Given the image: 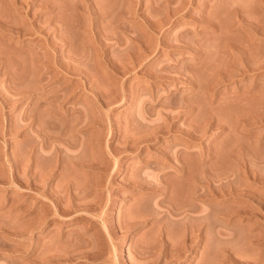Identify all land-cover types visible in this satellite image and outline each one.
Segmentation results:
<instances>
[{
  "label": "rangeland",
  "instance_id": "obj_1",
  "mask_svg": "<svg viewBox=\"0 0 264 264\" xmlns=\"http://www.w3.org/2000/svg\"><path fill=\"white\" fill-rule=\"evenodd\" d=\"M240 17L242 20L248 19L243 22ZM249 18L253 21L255 18L264 20V0H18L16 4L11 0H7V3L6 0H0V21L4 22L0 24V264H241L243 261L244 264H264V30L260 28L261 22L257 24L256 20L255 27ZM149 21L154 28H150L153 25ZM234 21L236 23L231 25L230 22ZM262 23L264 25V21ZM257 26L258 30L255 29ZM248 29L254 34H248ZM54 30H58V33ZM259 30L263 32L260 34ZM136 38L140 39V43L136 42ZM66 39H70L72 44ZM239 48L243 51H239ZM71 49L72 55L69 54ZM245 49L250 55L254 50V57L249 56L250 60L255 58L256 63L248 60ZM66 52L67 57L70 56L68 59L65 57ZM239 52L245 54L240 55ZM243 55H247L248 59H244L247 57ZM71 56L79 63L74 64ZM45 57L52 59L46 61ZM248 61L252 64L250 66L258 69L247 68L250 67L249 63H244ZM22 62L30 66V72L27 70L29 77L24 72L28 79L25 76L22 79L19 72L18 76L15 74L17 66L19 69L23 66V70H26V64ZM71 63L74 68L69 67ZM110 63L120 65L117 64L115 68ZM80 65L82 72L88 69L93 75L99 76L97 78L94 75L96 82L93 79L90 82V75H93H88L89 71L84 72L87 73V79H84L85 75L77 68ZM121 65L122 74L119 75L118 70L112 67L119 69ZM241 68L244 74L239 72ZM79 72L84 77L77 75ZM99 78L100 82H97ZM17 79L23 80L26 87L21 80L18 85ZM79 83L84 86L86 83L87 86H79ZM92 83L99 90L103 84L104 87H113V90L117 88L114 92H118V95L123 92L121 97H115L119 102L113 99L116 103L112 104L107 98L104 99L105 95H116L112 96V89L105 87L109 93L105 94L106 90L101 89L104 96L102 100L104 104L107 100L109 102L105 104V110L101 108L102 105L95 103L92 98L91 91L95 86ZM97 83H101L100 86ZM77 85L79 87L75 91L73 88ZM38 86L44 89H41L42 92L46 91L45 95L39 90L42 98H49L52 103L55 99L51 95L55 97L67 89L74 90V94L62 106H56L58 109L55 107L56 113L64 116L71 110V115L70 112L66 115L73 122L70 124L65 116L63 119L65 125V121L69 123L67 130L70 128V131L66 134L78 127L79 130L69 134L73 140L76 138V143L81 138L75 136L86 137L85 134H88L91 139L84 138L82 143L85 139L88 143L94 138L89 142H94L91 144L94 150L89 145L91 150L88 146L89 150L83 149L86 146L81 148L86 150L83 153L87 158L84 155L83 158L91 157L95 162V158L102 156L100 159L104 158L108 170H95L94 176L90 167L86 166L87 170L81 167L77 170L75 166L72 168L75 163L71 156L80 153V160L83 159L81 143H77V146L76 143L71 145V142H67L71 147L76 146L68 148L70 146L66 147L65 141L63 148L60 141V155L51 152L57 156L52 157L49 151L54 148L43 152L39 138L34 151L36 154H32L30 127L23 126L19 121L28 113L26 109H31L30 97L34 93L36 95ZM250 90L253 92V96L249 93L251 98L246 97ZM86 103L91 106L90 111L93 110L91 114L88 113V117L95 118L96 112L102 114L101 117L97 115L96 120L91 119L92 123L90 119V123L82 120L83 114L89 112ZM92 105L99 111L95 112ZM73 108L76 111L72 112ZM140 113L147 115L143 122V119L136 118ZM167 114L171 122L164 124L165 127L170 125L167 128L170 130L164 128L166 132L164 124L161 127L164 131L158 130ZM75 118L81 124L85 122V128L79 121H74ZM85 118L87 116H83ZM99 119L103 120L99 123H104L105 127L96 123ZM150 119L154 122L160 120V125L155 124L156 128ZM146 123L154 130H147ZM85 124H89L88 127ZM12 125L14 129H10ZM98 126L104 129L100 130ZM52 130L49 134L53 132L54 136H58L57 130ZM140 130L142 133L138 132ZM146 131L157 133L154 134L156 138L148 141L145 139L152 135L149 138L144 136L143 142L136 147L135 140L140 136L134 139L132 135L135 132V135H142ZM98 135H103L104 140ZM69 136L67 140L74 142ZM126 138L132 139L134 142L131 143L134 144ZM97 141L105 142L99 145ZM95 144L102 149L95 151L98 149ZM52 145L50 147H54ZM108 148L112 151L127 150L123 153L120 150V154L115 151L119 155L113 152L112 156ZM37 150L43 157H38ZM167 156L173 161H169ZM31 157H38V164L45 165L47 168L43 166V169L49 171H44L45 175L48 174V181L45 178V182L42 181L44 184L40 183L45 185H40L42 192L30 188L33 180L29 171ZM83 160L81 162L85 164L91 161ZM182 167L189 170V176ZM73 175L75 178H70H74L73 181L76 179L78 182L75 181V184L78 186L84 183L85 188V183L95 184L96 178L104 182L105 189L94 185L98 189L92 187L94 192L90 189L92 192L89 195L85 193L84 202L79 200L82 201L79 203L83 188L79 190V195L75 194L80 196L78 199L67 190L61 191L69 183L75 185L67 178ZM91 175L92 181L89 180ZM138 179L142 180L135 184ZM96 182L99 184V180ZM149 182L153 186L149 184L148 187L146 183ZM58 184L65 186L58 191ZM89 188L87 193L90 192ZM195 193L200 196L197 197ZM59 195L64 196L65 200L62 198L64 201H59ZM65 197L74 199L67 200ZM74 200L77 203L70 204ZM61 202L69 205L68 208L64 206L66 212L67 209H73L74 212L70 211L66 215L60 211L63 214L60 216L52 208L63 209ZM74 204H86L89 207L87 210L83 206L87 212L81 211L82 206L78 211L76 208L79 206ZM90 207L93 209L89 210ZM203 209L207 218L201 220ZM32 214L35 217L39 214L38 221L45 223L39 226L37 221L38 224L34 226L33 220L36 218L32 220ZM231 231L237 233L236 238L232 237ZM195 234L198 236L194 237ZM227 234L231 236H225ZM190 236L193 241L194 238L196 240L191 241ZM247 240L249 242L245 243ZM181 249L185 257L182 254L180 257ZM87 250L90 251L89 254L87 252L89 257L86 260ZM203 255L207 257L205 261L202 260L205 258ZM236 259L239 261L236 262Z\"/></svg>",
  "mask_w": 264,
  "mask_h": 264
},
{
  "label": "bare ground",
  "instance_id": "obj_2",
  "mask_svg": "<svg viewBox=\"0 0 264 264\" xmlns=\"http://www.w3.org/2000/svg\"><path fill=\"white\" fill-rule=\"evenodd\" d=\"M11 1H13L15 4L18 3V0H11ZM42 1H43V0H42ZM6 3H7V0H6ZM23 4H24V3H23ZM25 4H26V3H25ZM40 4H41V3H40ZM42 4H43V3H42ZM12 6H15V5L12 4ZM38 6H39V5H38ZM42 6H43V5H42ZM41 8H42V7H41ZM43 8H44V6H43ZM50 9H51V8H50ZM235 9H236V8H235ZM233 10H234V9H233ZM25 11H26V10H25ZM237 11H238V10H237ZM233 12H235V11H233ZM240 12H241V11H240ZM240 12H238V13H240ZM25 13H26V12H25ZM23 14H24V13H23ZM26 14H27V13H26ZM233 14H234V13H233ZM233 14H232V15H233ZM23 16H24V15H23ZM28 16H29V15H28ZM234 16H237V15L234 14ZM234 16H233V17H234ZM239 16H241V15H239ZM239 16H238V17H239ZM243 17H244V16H243ZM247 17H248V16H247ZM24 19H25V18H24ZM46 19H47V18H46ZM240 19L242 20V17H240ZM243 19H244V20H247L248 18H247V19H246V18H243ZM249 19H250V18H249ZM253 19H254V18H253ZM258 19H259V21L257 20V18H255L254 21H253L252 19H250V20L253 21V23H252V21L250 22V20H248L247 22L252 23L253 26H255L254 23H255V21L257 20V21H258L257 24H259V23L261 22V23H260V25H261L260 28H262V29L264 30V28H263L264 25H263V23H262L264 20H261V21H260L261 18H258ZM0 20H1V19H0ZM2 20H3V19H2ZM51 20H52V19H51ZM235 20H236V19H235ZM241 20H240V21H241ZM244 20H242V21L244 22ZM5 21H6V20H5ZM47 21H49V19H48ZM146 21H147V20H146ZM151 21H152V20H151ZM0 22H1L0 24L3 25L4 22H2V21H0ZM6 22H8V21H6ZM6 22H5V23H6ZM24 22H25V21H24ZM49 22H50V21H49ZM152 22H153V21H152ZM160 22H162V21H160ZM160 22H159V23H160ZM236 22H237V20H236ZM236 22L234 21V23H232V22H230V23H231V25H232V24H235ZM51 23H52V25H53V22H51ZM147 23H148V22H147ZM149 23H150L151 25H153L154 22L151 23V22L149 21ZM32 24H33V23H32ZM46 24H48V23H46ZM150 24H149V25H150ZM4 25H5V24H4ZM57 25H58V24H57ZM154 25H155V23H154ZM154 25L151 26L150 28H152V27L154 28V27H155ZM262 25H263V26H262ZM26 26H27V25H26ZM54 26L56 27V23H54ZM54 26H53V27H54ZM157 26H158V25H157ZM247 26H248V24H247ZM253 26H252V27H253ZM2 27H4V26H2ZM10 27H11V26H10ZM22 27H23V26H22ZM29 27L33 28L34 26L29 25ZM48 27H49V26H48ZM249 27H250V25H249ZM249 27H248V28H249ZM255 27H256V26H255ZM258 27H259V26H257V28H255V29L258 30V29H259ZM6 28H7V27H6ZM8 28H9V27H8ZM8 28H7V29H8ZM1 29H2V28H1ZM23 29H24V28H23ZM23 29H22V30H23ZM25 29H26V28H25ZM28 29H29V28H28ZM56 29H57V27H56ZM56 29H55V30H56ZM60 29H61V28H60ZM156 29H157V28H156ZM250 29H252V28H250ZM250 29H248L247 31H249ZM253 29H254V28H253ZM5 30H6V29H5ZM26 30H27V29H26ZM30 30H31V29H30ZM55 30H54V31H55ZM151 30H152V29H151ZM154 30H155V29H154ZM1 31H2V30H1ZM6 31H7V30H6ZM23 31H24V30H23ZM155 31H156V30H155ZM254 31H255V30H254ZM14 32H15V31H14ZM20 32H21V31H20ZM38 32H40V31H38ZM55 32L58 33V30L55 31ZM259 32H260V30H259ZM259 32H258V33H259ZM261 32H263V31L261 30ZM261 32H260V34H261ZM1 33H2V32H1ZM18 33H19V31H18ZM22 33H23V32H22ZM56 33H55V35H56ZM249 33L252 35L253 32H250V31H249L248 34H249ZM24 34H25V31H24ZM53 34H54V33H53ZM60 34H61V33H60ZM248 34H247V35H248ZM253 34H254V33H253ZM14 35H15V34H14ZM14 35H13V36H14ZM18 35H19V34H18ZM18 35H17V36H18ZM257 35H258V34H257ZM262 35H264V33H262ZM6 36H7V35H6ZM61 36H62V35H61ZM66 36H67V35H66ZM71 36H72V35H71ZM71 36H70V39L72 40ZM255 36H256V35H255ZM21 37H22V35H21ZM58 37H59V36H58ZM67 37H68V36H67ZM72 37H73V36H72ZM247 37H249V36H247ZM62 38H63V37H62ZM68 38H69V37H68ZM73 38H74V37H73ZM139 38H140V37H139ZM70 39H68L70 42H69L67 39H66V40H67L70 44H72V43H71L72 41H71ZM136 39H137L136 42H139V43H140V41H139L140 39H138V38H136ZM63 40H64V39H63ZM66 40H65V41H66ZM133 40H134V42H135V39H133ZM67 41L65 42L66 44H68ZM74 42H75V40L73 41V43H74ZM136 42H135V43H136ZM144 42H145V41H144ZM249 42H251V41L248 40V43H249ZM120 43H121V42H120ZM146 43H147V42H146ZM252 43H253V42H252ZM141 44H142V41H141ZM231 44H232V43H231ZM249 44H250V43H249ZM249 44H247V45H249ZM121 45H122V44H121ZM135 45H137V44H135ZM232 45H235V44H232ZM236 45H237V44H236ZM246 47H247V46H246ZM243 48H244V47H243ZM248 48L250 49V47H247V49H248ZM236 49H237V48H236ZM247 49H245L244 51L246 52ZM250 50H251V49H250ZM70 51H71V52H70L69 54L72 55V53H73L72 49H71ZM236 51H237V50H236ZM239 51H243V50H241V48H239ZM237 52H238V51H237ZM250 52H251V51H250ZM250 52H249V53H250ZM241 53H242V52H241ZM241 53L239 52L238 54L241 55ZM253 53H255L254 50H253V52H252V54H251V55H252V58L254 57ZM242 54H245V53H242ZM246 54H247L248 56L250 55V54H248V50H247V53H246ZM247 55H243V56L247 57ZM251 55H250V56H251ZM237 56H238V55H237ZM250 56H249V59H248V57H247V58H244V59H246V60H247V59L250 60ZM255 56H256V54H255ZM65 57H67V52H66V56H65ZM69 57H70V56H68L67 59H68ZM239 57H240V56H239ZM49 58H51V57H47V58L45 57V59H47L46 61H48ZM74 58H75V57L71 56L70 59H73L72 62H75L76 59H74ZM242 58H243V57H242ZM242 58H240V59H241V60H244V59H242ZM51 59H52V58H51ZM240 59H239V60H240ZM254 59H255V58H254ZM254 59H251L250 62H255V63H256V61H255ZM261 59H262V58H261ZM263 59H264V58H263ZM49 60H50V59H49ZM78 60H80V59H78ZM241 60H240V61H241ZM246 60H244V61H246ZM253 60H254V61H253ZM259 60H260V59H258V61H259ZM28 61H29V60H28ZM28 61H27V62H28ZM35 61H37V60H35ZM66 61H67V60H66ZM66 61H65V62H66ZM68 61H69V60H68ZM80 61H81V60H80ZM258 61H257V62H258ZM260 61H261V60H260ZM18 62H20V61H18ZM27 62H24V63L22 62V64H26ZM65 62H64L63 64H65ZM70 62H71V60H70ZM111 62H112V61H111ZM113 62H114V61H113ZM113 62H112V63H113ZM263 62H264V61H262V63H263ZM29 63H30V62H29ZM57 63H58V62H57ZM78 63H79V62H77V63L75 62L74 64H78ZM83 63L85 64V62H83ZM112 63H110L111 66H114V65H112ZM241 63H242V62H241ZM241 63H240V64H241ZM248 63H249V61H248V62H245L244 64L246 65V64H248ZM255 63H254V64H255ZM260 63H261V62H260ZM32 64H33V63H31V66L34 65V64H33V65H32ZM55 64H56V62H55ZM68 64H69V63L67 62V66H68ZM84 64H83V66H84ZM113 64H114V63H113ZM117 64H118V63H116L115 66H116ZM135 64H136V63H135ZM240 64H239V65H240ZM254 64H253V65H254ZM258 64H259V62H258ZM19 65H21V64H19ZM118 65H120V64H118ZM132 65H134V64H132ZM250 65H252V64L249 63V66H250ZM58 66H60V65L58 64ZM61 66H62V65H61ZM70 66H72V68H74V65H72V63L69 65V67H70ZM115 66H114V67H115ZM127 66H128V64H127ZM240 66H241V65H240ZM261 66H262V65H261ZM261 66H260V68H262ZM18 67H19V66H17V68H16L17 71L15 70L16 73L14 72V73L16 74V76H18L17 73L19 72V73L22 74V79H25V77H27V76H25L27 73H28V77H29V75H30V74H29L30 70H28V69H30V68H28V67H30V66H29L28 64L24 65V68H26V70H23V68H22L23 66H20L21 69H19ZM33 67H34V66H33ZM33 67H32V68H33ZM64 67H65V69H67L66 65H64ZM76 67H77V66H76ZM76 67H75V68H76ZM84 67L86 68V66H84ZM114 67H112V69H114L115 71L118 70L117 72L119 73V75H120V73L122 74V72H121V70H120V68L123 67L122 65L119 66V69H115L117 66H116L115 68H114ZM241 67H242V66H241ZM251 67H252V66L247 67V68H251ZM253 67H254V66H253ZM253 67H252V68H253ZM263 67H264V66H263ZM32 68H31V70H32ZM77 68H78V69H79V68L81 69V65H80V67L78 66ZM77 68H76V69H77ZM85 68H84V69H85ZM238 68L240 69V67H238ZM242 68H243V70H244V67H242ZM242 68H241V70H242ZM18 69H19L21 72H20ZM70 69H71V68H70ZM80 69H79V70H80ZM254 69H258V68L255 67V68H253V70H254ZM27 70H28L29 72H28ZM67 70H68V69H67ZM79 70H78V71H79ZM81 70H82V69H81ZM81 70H80V71H81ZM85 70H87V71H85ZM85 70H84V72H87V73L90 72L88 69H85ZM243 70H242V71H239V72L242 74L244 71H246V69H245L244 71H243ZM247 70H248V69H247ZM251 70H252V69H251ZM74 71H75V69H74ZM88 71H89V72H88ZM111 71H112V74H113V75H116V74H114L115 71H114V72H113V70H111ZM111 71H110V72H111ZM119 71H120V72H119ZM123 71H124V69H123ZM22 72H23V73H22ZM24 72H25L26 74H25ZM75 72H77V71H75ZM81 72H82V71H81ZM81 72H79V74H77V75L80 76V75H81ZM84 72H82V74L85 75V77H84L83 75H81V76L84 77V79H85V78L87 79V76H86L87 73L84 74ZM246 72H247V71H246ZM14 73H13V74H14ZM244 73H245V72H244ZM244 73H243V74H244ZM15 74H14V76H15ZM74 74H75V73H74ZM90 74H92V73L90 72L88 75H90ZM112 74H111V75H112ZM92 75H93V74H92ZM94 75L97 77L96 74H94ZM94 75H93V76L90 75V78H91L90 82H93L92 79L94 80V79L96 78ZM98 75H99V74H98ZM117 75H118V74H117ZM24 76H25V77H24ZM23 77H24V78H23ZM28 77H27V79H28ZM88 77H89V76H88ZM92 77H94V78H92ZM98 77H99V76H98ZM98 77H97V78H98ZM14 78H15V77H14ZM16 78H20V77H16ZM80 78H81V77H80ZM80 78H79V79H80ZM115 78H116V76H115ZM115 78H114V79H115ZM19 80H21V79H17V81H18L17 84H18V85H19ZM82 80H83V79H81V81H82ZM88 80H89V79H88ZM96 80H98V79H96ZM21 81H22L23 85L25 86L26 83L24 84V81H23V80H21ZM21 81H20V82H21ZM25 81L27 82V80H25ZM77 81H78V79H77ZM85 81H86V80H85ZM28 82H29V81H28ZM28 82H27V83H28ZM94 82H96V81L94 80ZM97 82H100V78H99V80H98ZM73 83H74V82H73ZM75 83H77V82L75 81ZM80 83H81V82H80ZM80 83H79V86L82 85V84L80 85ZM83 83H84V82H83ZM86 83H87V82H86ZM86 83H85V86H87ZM101 83H102V82H101ZM101 83H97V85H99V84H101ZM113 83H115V85L117 84L114 80H113ZM93 84H95V83H92V86H94ZM21 85H22V84H21ZM21 85H20V86H21ZM43 85H44V84H43ZM101 85H102L103 87L101 86L100 88L103 89V91H104V89L107 91V92L104 91L105 94L109 93V92H108V88H111V89H112V91H113V93H114V94H113L112 91H111L110 94H112V96L116 94L115 96H113L114 98L111 97L110 95H108V96L105 95V97H104V96H103V92H102V90H101V89L99 90V89L96 87V84H95V86H94V90L91 91V89H90L91 94H92V98H93L94 102L96 101L98 104L100 103V104L102 105V107H101V106H100V107L103 108V109L105 110L104 107H106V105H107V104H106L107 101L109 100L111 103H112V102H113V103H116L115 101H116V100L118 101V99H116L115 97H117V96L121 97L120 95H122L123 92H122V93L120 92V95H118V92L115 93L117 88L114 89V90H115V92H114L113 87L105 86V87H108V88H105L103 84H101ZM117 85H118V84H117ZM117 85H116V86H117ZM122 85H123V84H122ZM24 86H23V87H24ZM44 86H45V88H46V85H44ZM79 86H78V85H77V86H74L75 88H73V89L75 90V89H77ZM82 86H84V85H82ZM85 86H84V87H85ZM99 86H100V85H99ZM120 86H121V85H120ZM17 87H18V86H17ZM17 87H16V88H17ZM21 87H22V86H21ZM25 87H26V86H25ZM40 87H42V86L40 85ZM40 87L38 86V92H37L38 95H37V93H36V95L34 96V94H35V93H34V94L32 95V96H34L33 98H32V96L30 97V95L32 94V92H34V90L37 91V90L35 89V87H34V90H31L32 92H31V91L29 92L30 95H29L28 97H30V98L32 99L31 101L29 100V101L31 102V103H30V102H29V103H30L32 106H31V109H30V107H29L30 104H29V106H28L29 109H26V111L29 110L28 113L25 111V112H26V115H23V114H22L24 117L22 116L21 119L24 120V121L26 120V123H25L24 121H21V119H20L19 122L22 123L23 126H26V125H27L28 127H30L31 135H32V139H33V145H32V148H31L32 154H33V152H34L35 149H36L35 146L37 145V142H39V141H38L39 138H41V140H40V141H41L40 149H41L43 152H44V151H47V152H48L49 150H51L52 148H54V149H53L54 151L51 150V151H49V153L53 152V153H56V154H57V153L59 152V148L62 150L61 146L58 147V146H59V143L62 142L61 144L63 145V148H64V146H65V144H64L65 141H66L65 143H67V142H68V143L71 142V145H72L73 143H76V141H74L76 138H74V140H73V138H71L72 136H71V137L69 136V134L74 133L73 131H74L75 129H74L71 133L66 134L67 132L70 131V128H69V130H67V129H68V124L71 122V120L68 119V115H69L68 112H70L71 110H70V111H67V109H66V111H67V113H68V115H66L67 113L64 114V116L67 117L66 119L64 118V116H62V115L60 116V113H56V112H57V111H56V108H57L56 106H58V105H61V106H62V105L65 103V100H66L67 98H69V96L71 97V94H74V93H73L74 90H72V88H70L71 90H70V89H67V90H65L62 94H59V93H58L59 95H57V94L55 93V94L57 95V96L55 95L56 98L54 97V95H51V96H53V98L55 99V100L53 99L54 102L52 103V102H50V101H52V100H49V98H48V100H47L45 97H43V98H45V99L42 98L41 93H39V90L41 91V89H42L43 87H42L41 89H39ZM95 87H96V89H95ZM121 87H122V86H121ZM18 88H19V87H18ZM18 88H17V89H18ZM19 89H20V88H19ZM30 89H32V88L30 87ZM42 90H44V89H42ZM45 90H46V89H45ZM109 90H110V89H109ZM121 90H122V88H121ZM123 90H124V88H123ZM28 91H29V90H28ZM28 91H27V92H28ZM59 91H60V90H59ZM75 91H76V90H75ZM117 91H118V90H117ZM41 92H42V91H41ZM43 92H44V91H43ZM43 92H42V93H43ZM249 93H251L250 95L253 96V92L250 90V91L248 92V96L246 95V97H250ZM44 94L46 95V91L44 92ZM100 94H102V97H101ZM246 94H247V91H246ZM123 95H124V94H123ZM244 95H245V94H244ZM99 96H100L101 99L99 98ZM106 96H107V97H106ZM252 96H251V97H252ZM263 96H264V95H263ZM46 97H47V96H46ZM103 97H104V99H106V98L108 99V100L106 101V103H105L106 105L104 104L105 101L103 102V100H102ZM109 97H110V99H109ZM119 97H118V98H119ZM122 97H125V96H122ZM251 97H250V98H251ZM30 98H29V99H30ZM111 98H112V99H111ZM42 99H43V101H42ZM51 99H52V98H51ZM113 99H114V100L116 99V100L113 101ZM46 100H47V102H46ZM68 100H69V99H68ZM111 100H112V101H111ZM119 100H121V98H119ZM122 100H123V99H122ZM109 101H108V102H109ZM48 102L50 103L51 106L49 105ZM57 102H58V103H57ZM67 102H68V101H67ZM94 102H93V103H94ZM96 102H95V103H96ZM118 102H119V101H118ZM121 102H122V101H121ZM89 103H90V104H93L92 102H89ZM95 103H94V104H95ZM111 103H109V104H111ZM113 103H112V104H113ZM52 104H53V105H52ZM120 104H121V103H120ZM122 104H123V103H122ZM85 105H87V103H86ZM95 105H96V104H95ZM104 105H105V106H104ZM52 106H53V107H52ZM87 106H88V105H87ZM89 106H90V105H89ZM89 106L86 108L87 110L89 109V112H88V111H87L86 113L83 112V113L86 114V115L83 114V116H84V117L87 116V118L83 119V116H82V120H84V121H86V122H89V119H90V122L92 123V120H91V119L96 120L97 115H98L99 117H101V116H100L101 113L98 114V112H96V111L98 110V109H96L97 107H95L94 105H92L93 108L95 107V109H96L95 112H96L97 114H96V117H95V118H93V117H92V118H91V117H88V116H89L88 113H90V112L93 111V110L90 111ZM28 107H27V108H28ZM55 107H56V108H55ZM58 107H59V106H58ZM85 107H86V106H85ZM90 107H91V106H90ZM108 107H110V105H109ZM62 108H63V107H61V110H62ZM93 108H91V109H93ZM57 109H58V108H57ZM59 110H60V108H59ZM73 110L76 111V108H75V109L73 108V109H72V112H73ZM64 111H65V110H64ZM98 111H99V110H98ZM103 112H104V111H103ZM144 113H145V112H144ZM144 113H143V114L140 113L139 116H137L136 114H134V115L137 116L136 118H137L138 120L143 119V120H142V122H143L144 119L146 120V116H147V115L145 116ZM54 114H55V116H54ZM56 114H57V117H56ZM62 114H63V113H62ZM90 114H91V113H90ZM58 115H59L60 117H58ZM70 115H71V112H70ZM81 115H82V114H81ZM101 115H102V114H101ZM105 115H107V114L105 113ZM167 115H168V114H167ZM171 115H172V113H171ZM92 116H94V115H92ZM172 116H173V118H174V114H173ZM69 117L71 118V116H69ZM99 117H98V118H99ZM262 117H263V116H262ZM262 117H260V118L262 119ZM140 118H141V119H140ZM167 118H169V119H167ZM63 119H65V120L68 119V120H69V121H68L69 123L67 124V122L65 121V123H66V125H65ZM77 119H78V118H77ZM105 119H106V118H105ZM133 119H134V117H133ZM166 119H167V121H166ZM166 119H165V122H164V120H163V123L160 122V120H159L160 124L162 125V124H164V123H166V122H167V124H170L169 122H171V121H170V117H169V115L166 117ZM171 119H172V117H171ZM261 119H260V120H261ZM263 119H264V118H263ZM263 119H262V120H263ZM75 120H76V118L74 119V121H75ZM131 120H132V119H131ZM157 120H158V119H157ZM76 121H77V120H76ZM78 121L80 122L79 119H78ZM78 121H77V122H78ZM99 121H100V122H101V121L103 122L102 119H99L98 121H96V123H97V122L99 123ZM150 121H151V122H150ZM150 121H149V122H150L153 126H155V124H157V123H158V125H160L159 122H157V121L154 122V121L151 120V119H150ZM152 121H153V122H152ZM23 122L25 123V125H24ZM72 122H73V121H72ZM72 122H71V123H72ZM77 122H76V124H78ZM90 122H89V123H90ZM106 122H107V121H106ZM142 122H141V123H142ZM71 123H70V124H71ZM74 123H75V122H74ZM74 123H73V124H74ZM84 123H85V122H83V123L81 124V122H80V124H81V126H83V128H85V127H84ZM93 123H94V121H93ZM98 123H97V124H98ZM130 123H131V122H130ZM153 123H154V124H153ZM172 123H174V122H172ZM80 124H79V125H80ZM94 124H95V123H94ZM103 124H104V123H103ZM103 124H102V123H99L98 125H99V126H101V125L103 126ZM146 124H148V123H146ZM146 124H145V126H146ZM20 125H21V124H20ZM20 125H19V126H20ZM74 125H75V124H74ZM88 125H89V124H88ZM88 125L85 124V126H87V127H88ZM90 125H91V124H90ZM92 125H93V124H92ZM95 125H96V124H95ZM104 125H105V124H104ZM70 126H71V125H70ZM75 126H76V125H75ZM99 126H98V127H99ZM142 126H143V125H142ZM150 126H151V125H150ZM150 126H149V124H148V129H147V127L144 128V129L149 130ZM169 126H170V125H169ZM169 126L166 125V127H165V124H164V127H163V125L160 126V128H159V126H158V130H160L161 127H163V129H164V128H166V129H167V128H170ZM13 127H15V126L12 125L10 129H12ZM71 127L74 128V126H71ZM103 127H105V126H103ZM103 127H102V128H103ZM155 127L157 128V126H155ZM51 128H52L53 130L55 129V131L57 130V133H59L58 136H54V135H53V134H54L53 132H52V134H51V133L49 134ZM72 128H71V129H72ZM76 128L79 130L78 127H76ZM96 128H97V127H96ZM99 128H100V127H99ZM151 128H152V126H151ZM151 128H150V129H151ZM13 129H14V128H13ZM49 129H50V130H49ZM77 129H76V130H77ZM80 129H82V128H80ZM86 129H87V128H86ZM103 129H104V128H103ZM103 129L100 128V130H103ZM53 130H52V131H53ZM76 130H75V131H76ZM153 130H154V128L151 129V131H153ZM155 130H156V129H155ZM161 130H162V129H161ZM164 130H165V129H164ZM164 130H162V131H164ZM167 130H170V129H167ZM165 131H166V130H165ZM138 132H141V133H142V130H140V131H138ZM146 132H147V131H146ZM146 132H145V134H142V135H139V134H138V135H135V134H137L136 132H135L134 134H133V133H130V134H133V135H132L133 137L135 136L134 139L138 138V137H136V136H140V137L142 136V138H140V137L138 138V139H141V141L139 140L140 142L138 141V139L135 140V141H137V143H136L137 145H135L136 147H137L141 142H143V139H145V137H146V138H149V137L152 135L151 138H149V139H145V140L150 141L153 137H155L154 134H155V135L157 134V133L152 134L153 132H150V133H149V131H148V132H147V133H148V137H147ZM166 132H167V131H166ZM75 133H76V132H75ZM79 133H81V132H79ZM65 134H66L67 137L64 136ZM84 134H85V132H84ZM84 134H83V135H84ZM101 134H102V133H101ZM150 134H151V135H150ZM55 135H56V133H55ZM60 135H61V136H60ZM76 135H78V133H77ZM85 135H86V137H83V136H75V137H77V139L81 138L80 140L77 141V143H79V144L81 143V144H82V145L80 146V149L83 148V146H86V148L84 147L83 149L89 150V149H87V146H88V145L91 146V144L94 143V142L89 143V142L92 141L94 138H92V140H90V141L88 142V143H89V144H88V143H87L88 140H86V139H88L89 136H87L88 134H85ZM68 136L70 137L69 139H70V140H73L74 142L67 140ZM99 136H100V135H98V137H99ZM123 136H124V135H123ZM127 136H128V137L130 136V138H131V135H128V134H127ZM127 136H126V137H127ZM144 136H145V137H144ZM73 137H74V136H73ZM82 137H83V138H82ZM94 137H95V136H94ZM133 137H132V138H133ZM143 137H144V138H143ZM157 137H158V136H157ZM64 138H65V139H64ZM84 138H86V139H85V141L82 143L81 141L84 140ZM99 138H102V139H103V135H101ZM130 138H126V140H128V139H130ZM155 138H156V137H155ZM63 139H64V140H63ZM89 139H91V138L89 137ZM95 139H97V138H95ZM97 140H99V139H97ZM103 140H104V139H103ZM124 140H125V139H124ZM60 141H61V142H60ZM79 141H80V142H79ZM100 141H101V139H100ZM128 141H129L130 143H131V142H134L132 139H130V140H128ZM54 142H55V143H54ZM104 142H105V141H102V143H104ZM129 142H128V143H129ZM57 143H58V145H56ZM68 143H67V146H66V147H68V145L70 146V147H68V148H75V147H76V146L71 147V145L68 144ZM77 143H76V145H77ZM97 143H98L99 145L102 144L101 142L99 143L98 141H97ZM125 143H126V142H125ZM128 143H127V144H128ZM52 144H54V147H50ZM131 144H134V143H131ZM52 146H53V145H52ZM77 146H79V145H77ZM89 146H88V147H89ZM93 146H94V145H93ZM93 146H91V147H92V149L94 150L95 147H93ZM95 146H97L96 148H98V145H97V144H95ZM132 146L134 147V145H131V147H132ZM47 147H50V149L47 150V149H46ZM66 147H65V149H66ZM131 147H130L129 149H131ZM133 147H132V148H133ZM89 148H90V147H89ZM99 148H101V147H99ZM99 148H98V149H95V151L99 150ZM117 148H118V147H117ZM124 148H125V147H124ZM134 148H135V147H134ZM40 149H39V151H40ZM45 149H46V150H45ZM101 149H102V148H101ZM101 149H100V150H101ZM81 150H82V149H81ZM86 150H82V153L85 152ZM90 150H91V148H90ZM100 150H99V151H100ZM108 150H109V148H108ZM110 150H111V149H110ZM110 150H109V151H110ZM120 150L122 151V149H120ZM120 150H119V151H120ZM124 150H127V149H124ZM124 150H123V151H124ZM39 151H38V150L36 151V152H38V154H39L38 157H43V154L39 153ZM64 151H65V150H64ZM99 151H98V152H99ZM115 151H118V149H114V151L111 150V152H112L111 155H112V156H114V155H113V152H115ZM119 151H118V153H119ZM121 151H120V153H121ZM123 151H122V153H123ZM129 151H130V150H129ZM129 151H128V152H129ZM131 151H133V150H131ZM134 151H135V150H134ZM134 151H133V152H134ZM80 152H81V151H80ZM98 152H96V153H98ZM103 152H105V151H103ZM34 153H35V152H34ZM60 153H61V152H60ZM82 153H81V156H82V158H83L84 153H83V154H82ZM115 153L118 154L117 152H115ZM115 153H114V154H115ZM120 153H119V154H120ZM131 153H132V152H131ZM35 154H36V153H35ZM58 154H59V153H58ZM58 154H57V156H58ZM78 154H79V155H78ZM94 154H95V153H94ZM100 154H102V153H100ZM119 154H118V155H119ZM33 155H34V154H33ZM41 155H42V156H41ZM51 155H52V153H51ZM59 155H60V154H59ZM67 155H68V154H67ZM97 155H98V154H97ZM118 155H117V156H118ZM57 156H55V154L52 155V157H57ZM89 156H90V155H89ZM93 156H94V155H93ZM93 156H92V157H93ZM100 156H101V155H100ZM104 156L106 157V155H104ZM38 157H35V158H32V157H31V158H30V160H32V161H31V163L29 164V165H30V167H29V171L31 172L30 174H31V176H32V178H33L32 183H31V185H30V188H31L32 191H38V189H39V190H41V192H42V188H41V187H43V186H45V185H41L40 183H42V181L45 182V181H44L45 178H46V180L48 181V179H47L48 174L45 175V172H44L45 170H47V169H46L47 167H46L45 165H43V166L46 167L45 169H43L42 164H40V163L38 164V162H37L38 160L36 161V158H38ZM45 157H46V156H44V158H45ZM49 157H51V156L49 155ZM68 157H69V156H68ZM71 157H72V158H71ZM71 157H70V158H71V159H74V163H75V165H72L73 167L71 166L72 168H75V167H76L75 169L79 170L78 168L81 167L82 169L87 170V167H90L91 169H93L94 172H93L90 168H88V169H90V170L92 171V173H94V176H96V174H95V170H98V171H102V170L105 171V170H108V169H107L108 166L106 165L105 162H103V159H104V158H103L102 160L100 159L102 156H101V157L98 156L97 158H95L96 160H97L98 158L100 159V160H99V159L97 160V163H96V160H95V159H94L95 162L92 161L93 159L91 160V157L88 158V159L83 158L85 161H86V160H91V161H92V162H91V161H90V162L88 161V163H86V164H85V162H84V163L81 162V160H83V159L80 160V158H81V157H80V153H77V155L75 154V155H73V156H71ZM84 157H86V156L84 155ZM95 157H96V155H95ZM86 158H87V157H86ZM167 158H168V156H167ZM169 158H170V157H169ZM169 158H168V159H169ZM38 159H39V158H38ZM115 159H116V158H115ZM84 160H83V161H84ZM101 161H102L103 166L106 167V169H105V167H103V166L101 165ZM169 161H173V160L170 158ZM72 162H73V160H72ZM86 162H87V161H86ZM116 162H118V159H117ZM74 163H73V164H74ZM104 163H105V164H104ZM174 163H175V162H174ZM174 163H173V164H174ZM87 164H88V165H87ZM99 164L101 165L100 168H99ZM116 164H118V163H116ZM39 165L42 166V169H43V170L40 168L41 166H39ZM74 166H75V167H74ZM86 166H87V167H86ZM101 167H102V168H101ZM113 167H114V166H113ZM180 167H181V166H180ZM98 168H99V169H98ZM176 168H177V167H176ZM182 168L184 169V167H182ZM180 169H181V168H180ZM180 169H179V172L183 171V169H181V171H180ZM184 170H185L184 172H185L186 174H187V172L189 171L188 169H184ZM187 170H188V171H187ZM73 171H74V170H73ZM75 172H76V171H75ZM46 173H49V171L47 170ZM100 173H101V172H100ZM104 173H105V172H104ZM181 173H182V172H181ZM185 173H183V174H185ZM69 175H71V174H69ZM187 175H188V176L190 175L189 172H188ZM187 175H185V176H187ZM31 176H30V177H31ZM46 176H47V177H46ZM75 176H76V175H75ZM179 176H180V175H179ZM70 177H74V175H73V176H69V177L67 176L68 179H71ZM92 177H93V176L91 175V177H90L89 180L93 179ZM140 177H141V176L139 175V178H140ZM183 177H184V175H183ZM65 178H66V177H65ZM67 178H66V181L68 180ZM74 178H75V177H74ZM74 178H73V180H74ZM134 178H135V177H134ZM181 178H182V176H181ZM184 178H185V177H184ZM187 178H188V177H186L185 180L188 181ZM136 179H137V177H136ZM143 179H144V178H143ZM182 179H183V178H182ZM64 180H65V179H63V181H64ZM71 180H72V179H71ZM71 180H69V181H71ZM73 180H72V181H73ZM94 180H95V184H93L94 182H91V181H92V180H91V181H90V182H91L90 184H92V185L90 186V184L88 185L87 183H85V185H86L87 187L85 186V188H83L84 183H83V185L80 184V186L82 185V186L80 187V186H78V185L75 184V183H76L75 181H77V180L75 179V181H73L75 185H70L71 183H69V185H66V186H65V184H60V186H61V187H60L59 184H58L57 186H58L59 188L56 187V188H57L56 190H58V189L61 190L60 188L63 189V185H64L65 187H64V189L61 190V191H64V190L66 191V190H67V192H68L69 194H71L73 197H75V199H76L77 195H79L78 193H80V191H81V188H83V190L81 191L83 194H82V195L80 194V196H82V197L78 196V197H80V198L78 199V197H77V199H78V201H79V200H82V201L84 202V200H83V197L85 196L84 194L86 193V194L89 195V194L92 192L91 190H93L92 187H94V185H95V186H99V188H100V186H101V188H103L104 182H103L102 180H100V179H96V178H95ZM97 180H99V184L96 182ZM141 180H142V179H138V181L135 180V184H136L137 182H141ZM183 180H184V179H183ZM69 181H68V182H69ZM72 181H71V182H72ZM100 181H102V183H100ZM131 181L133 182V180H131ZM143 181H145V180H143ZM146 181H147V180H146ZM77 182H78V181H77ZM87 182H88V179H87ZM132 182H129V183H131L130 185H132ZM64 183H66V182H64ZM88 183H89V182H88ZM96 183H97V184H96ZM150 183H151V182L146 183V185L148 186ZM42 184H44V183H42ZM143 184H144V183H143ZM143 184H139V185H141V187H142ZM40 185H41V187H40ZM107 185H108V184L106 183V187L108 188L109 185H108V186H107ZM133 186H135L134 183H133ZM144 186H145V185H143V188H146V186H145V187H144ZM151 186H153V184H152V185L150 184V187H151ZM155 186H156V185H155ZM39 187H40V188H39ZM89 187H90V188H89ZM138 187H140V186H138ZM141 187H140V188H141ZM148 187H149V186H148ZM86 188H87V189H86ZM88 188H89V191H90V192L87 193ZM94 188H95V187H94ZM96 188H97V187H96ZM96 188H95V190L98 189V188H97V189H96ZM90 189H91V190H90ZM103 189H105V187H104ZM103 189H102V190H103ZM59 190H58V191H59ZM79 190H80V191H79ZM85 190H86V191H85ZM100 190H101V189H100ZM107 190H108V189H107ZM65 191H64V192H65ZM77 191H78V192H77ZM83 191H85V192H83ZM44 192H45V190H44ZM64 192H63V195H64ZM74 192H75V193H74ZM93 192H94V190H93ZM95 192H96V191H95ZM37 193H38V192H37ZM59 193H60V192H59ZM61 193H62V192H61ZM73 193H74V194H73ZM76 193H77V195H75ZM201 193H202L203 195L205 194V193H203V192H201ZM34 194H35V193H34ZM43 194H44V193H43ZM195 194H196V193H195ZM198 194H199V193H198ZM202 194H201V196H202ZM39 195H42V194H39ZM46 195H47V194H46ZM61 195H62V194H61ZM65 195L67 196V193H66ZM42 196H43V195H42ZM59 196H60V195H59ZM59 196H58V197H59ZM68 196H70V195H68ZM86 196H87V195H86ZM196 196L198 197V196H200V195H197V194H196ZM44 197H45V195H44ZM63 197H64V196H63ZM63 197L60 196V197H59V199H60L59 201H64L65 199H64ZM73 197H71V198H73ZM62 198H63L64 200H62ZM65 198H68L67 200H70V199H71L70 197H65ZM84 198H86V197H84ZM57 199H58V198H57ZM73 199H74V198H73ZM57 201H58V200H57ZM59 201H58V203H59ZM76 201H77V200H74L73 202L71 201V203H70L69 201H67V203H70V204H72V203H77ZM82 201H81V202H82ZM81 202L79 201V203H81ZM61 203H62V202H61ZM63 203H64V202H63ZM63 203H62V205H63ZM67 205H68V204H67ZM67 205H63V209H62V208H61V209H60V208H52V209H54V210L56 209L57 213H58L60 216L63 215L62 213H64V214L66 213V215H69V214L73 211V209H72V210H68V209H67L68 212L71 211V212L68 214V212H66V211L64 210V206H65L66 208H68L69 205H68V206H67ZM74 205H78V206H79V208H76V207H75L76 209H78V211L80 210V207L82 206V207H81V208H82L81 211H84V208H83L84 205H83V204H80V205H79V204H74ZM90 205H91V204H90ZM53 206H54V205H53ZM84 207H86V209L88 210V207H89V206L87 207L86 204H85ZM93 207H94V206H93ZM66 208H65V209H66ZM86 209H85V211H86ZM92 209H93V208L90 207L89 210H92ZM200 210H201V209H200ZM60 211H61L62 213H60ZM85 211H84V212H85ZM73 212H74V211H73ZM86 212H87V211H86ZM202 212H203L204 214L201 215V217L199 216L201 220H202L203 218H207V217H205V216H207V215L205 214V210H204V209L202 210ZM240 212H241V211H240ZM36 213H37V212H36ZM241 213H242V212H241ZM246 213H247V212H246ZM199 214H200V213H199ZM238 214H239V212H238ZM32 215H33V214H32ZM37 215L39 216V214H36V217H35V214H34V215H33L34 218H33V216H32V220L36 218L35 221L33 220V223H34L33 225H34V226L37 225L38 223H40V224H39V226H40L41 223H43V222L38 221V219L40 220V218H39L40 216L38 217ZM43 215H45V213H44ZM55 215H56V214H55ZM60 216H59V217H60ZM37 217H38V219H37ZM43 217H45V216H43ZM62 217H63V216H62ZM64 217H65V216H64ZM199 217H197V219H198ZM84 218H85V217H84ZM43 219L45 220V218H43ZM87 219H90V218H87ZM44 220H42V221H44ZM37 221H38V223H37ZM46 221H47V220H46ZM35 222H36V223H35ZM122 222H124V221H122ZM126 222H127V221H126ZM126 222H125V223H126ZM135 222H136V221H135ZM44 223H45V222H44ZM44 223H43V224H44ZM133 224H135V223H133ZM125 225H126V224H125ZM125 225H124V226H125ZM226 225H227V224H226ZM105 226H106V225H105ZM105 226H104V228H105ZM124 226H123V228H124ZM130 226H131V225H130ZM234 227H235V226H234ZM234 227H233V228H234ZM120 228H121V226H120ZM196 229H197V228H196ZM106 230H107V228H106ZM235 230H236V229H235ZM104 231H105V230H104ZM193 231H195V230H193ZM219 231L221 232V230H219ZM233 231H234V230H233ZM197 232H198V231H197ZM199 232H201L200 229H199ZM227 232H228V231H227ZM234 232H236V231H234ZM106 233H107V231H106ZM194 233H196V232H194ZM221 233H223V232H221ZM228 233H229V232H228ZM231 233H232V231L230 232V234H231ZM109 234H110V233H109ZM192 234H193V233H192ZM196 234H197V233H196ZM196 234L193 235V236H194V237H195V236H198V235H196ZM218 234H219V233H218ZM230 234H227V235H225V236H228V235H230ZM232 234H233V233H232ZM236 234H237V233H236ZM236 234H233L232 237H233V238H234V237L236 238ZM199 235H201V234H199ZM111 236H112V235H111ZM111 236H110V238H111ZM230 236H231V235H230ZM230 236H229V237H230ZM248 236H249V235H248ZM248 236H247V237H248ZM102 237H103V236H102ZM104 237H105V235H104ZM190 237H191V236H190ZM194 237H193V238H194ZM238 237H240V236H238ZM252 237H253V236H251L250 239H251ZM106 238H108V236H107ZM196 238H197V237H196ZM245 238H246V237H245ZM254 238H255V237H254ZM198 239H199V237H198ZM240 239H241V237H240ZM246 239H248V238H246ZM101 240H104V239H101ZM195 240H196V239L194 238V241H195ZM231 240L236 241L235 239H231ZM238 240H239V239H238ZM243 240H244V239H243ZM251 240H252V239H251ZM113 241H114V240H113ZM191 241H193V240H192V237H191ZM194 241H193V242H194ZM198 241H200V240H198ZM198 241H197V242H198ZM239 241H240V240H239ZM253 241H254V240H253ZM193 242H192V243H193ZM247 242H249V240H247L245 243H247ZM99 243H100V242H99ZM114 243H115V242H114ZM236 243H238V242H236ZM245 243H244V244H245ZM190 244H191V243H190ZM193 244H194V243H193ZM193 244H192V245H193ZM196 244H197V243H196ZM239 244H240V243H239ZM242 244H243V243H241V245H242ZM250 245H251V244H250ZM173 246H174V245H173ZM197 246H198V245H197ZM243 246H244V245H243ZM246 246H247V245H245V247H246ZM171 247H172V246H171ZM194 247H195V246H194ZM91 248H92V245H91ZM91 248H90V250H91ZM175 248H176V247H175ZM252 248H253V246H252ZM244 249H245V248H244ZM246 249H247V247H246ZM90 250L85 251L86 255H87V252L90 251ZM143 250H145V248H144ZM143 250H142V251H143ZM147 250H148V249H147ZM184 250H185V249H184ZM242 250H243V249H242ZM179 251H180V250H179ZM248 251H249V250L247 249V253H248ZM148 252H149V251H148ZM183 252H184V251H182V249H181V252H179V253H180V257H182L181 254L183 255ZM85 253H84V255H85ZM90 253H91V252H90ZM92 253H93V252H92ZM144 253H145V252H144ZM144 253H143V255H145ZM146 253H147V252H146ZM194 253H195V252H194ZM244 253H245V252H244ZM88 254H89V252H88ZM147 254H148V253H147ZM241 254H242V253H241ZM82 255H83V254H82ZM86 255H85V256H86ZM95 255H96V254L93 255V258H95V257H94ZM205 255H206V254H205ZM205 255H203L205 258H203L202 260L207 259V257H206ZM244 255H245V254H244ZM91 256H92V254H91ZM177 256H178V255H177ZM183 256H184V255H183ZM88 257H89V255H87V256L85 257V259L87 260ZM184 257H185V256H184ZM245 257L247 258V256H245ZM245 257H242V258L244 259ZM83 258H84V257H83ZM90 258L93 259L92 257H90ZM90 258H89V259H90ZM178 258H179V257H178ZM200 258H201V257H200ZM225 258H226V257H225ZM91 259H90V260H91ZM226 259H227V258H226ZM86 260H85V262H86ZM177 260H179V259H177ZM230 260H231V259H230ZM233 260H234V258H233ZM91 261H93V260H91ZM204 261H205V260H204ZM234 261H235V260H234ZM234 261H233V262H234ZM238 261H239V260L236 259V262H238ZM241 261H242V260H241ZM88 262H89V261H88ZM178 262H180V261H178ZM200 262H203V261H200ZM246 262H247V261H246ZM251 262H252V261H251ZM180 263H181V262H180ZM229 263H230V262H229ZM240 263H241V264H244V261H243V262H240ZM34 264H35V263H34ZM36 264H37V263H36ZM201 264H206V263H201ZM230 264H231V263H230ZM233 264H234V263H233ZM245 264H246V263H245ZM249 264H250V263H249ZM253 264H254V262H253Z\"/></svg>",
  "mask_w": 264,
  "mask_h": 264
}]
</instances>
